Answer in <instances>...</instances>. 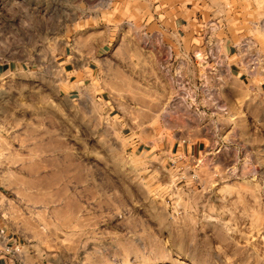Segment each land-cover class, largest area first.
I'll list each match as a JSON object with an SVG mask.
<instances>
[{
	"label": "rangeland",
	"instance_id": "1",
	"mask_svg": "<svg viewBox=\"0 0 264 264\" xmlns=\"http://www.w3.org/2000/svg\"><path fill=\"white\" fill-rule=\"evenodd\" d=\"M190 1L229 59L141 35L134 0H0L8 264H264V0Z\"/></svg>",
	"mask_w": 264,
	"mask_h": 264
},
{
	"label": "crops",
	"instance_id": "2",
	"mask_svg": "<svg viewBox=\"0 0 264 264\" xmlns=\"http://www.w3.org/2000/svg\"><path fill=\"white\" fill-rule=\"evenodd\" d=\"M158 0H134L136 5H141L140 15L141 22H133L132 26L138 29V32L145 37L157 36L162 40H170L172 51H197L201 52L203 59L210 58L213 60L215 52L223 53L228 59L233 56V46L231 44H211L206 38V32L198 23V8L190 0H160V6H154L150 11L151 4ZM152 13V15H150ZM169 24V27L167 26ZM110 37L96 44L93 53H85V62L87 66L84 68L91 69L92 64L101 65L109 60V56L113 51L114 39L120 38V30L112 31L107 27ZM112 35H114L112 37ZM145 43V42H144ZM142 44V43H141ZM176 44V45H175ZM212 52V53H211ZM187 55V54H185ZM17 67L10 62L0 61V78H5L15 72ZM200 147V146H199ZM204 150L197 146H191L185 152L194 161L202 158ZM184 153V152H182ZM180 151L173 154L181 159ZM184 154V155H185ZM176 158V159H177ZM5 202V186L3 172L0 169V206ZM1 210V209H0ZM3 216L0 211V264H8L3 255L8 251L4 230Z\"/></svg>",
	"mask_w": 264,
	"mask_h": 264
}]
</instances>
